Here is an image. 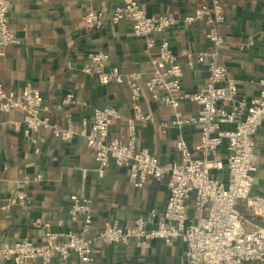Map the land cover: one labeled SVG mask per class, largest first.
<instances>
[{
	"label": "crops",
	"instance_id": "1",
	"mask_svg": "<svg viewBox=\"0 0 264 264\" xmlns=\"http://www.w3.org/2000/svg\"><path fill=\"white\" fill-rule=\"evenodd\" d=\"M149 17L167 15L176 25L167 33L172 50L183 67V86L187 90L202 89L208 79L206 63L188 65L187 54L214 49L207 40V27L200 22L188 27L184 19L210 0H137ZM122 0H18L9 10V26L18 43L0 49V85L7 91L19 92L26 85L40 91L44 115L61 127L71 121L77 136L60 141L49 131L39 135L40 152L24 133L21 112L0 111V248L29 239L40 243L44 229L34 226L37 219L49 221L54 230L79 231V224L68 219L70 197L77 195L92 203V226L88 238H97L108 225L131 224L137 217L156 209L162 214L169 196V178L148 180L136 189L124 167H111L103 178L95 173L94 155L80 135L83 121L91 125L93 110L113 107L120 118L113 121L110 136L127 139V120L132 117L130 90L126 85H100L97 77L83 70L93 64L92 52H105L110 61L106 70L122 74L139 73L143 86L154 72L153 59L158 49H147L145 38L135 37L128 20L113 23L107 20L99 29L84 25L83 16L91 8L111 15ZM224 42L218 48V61L228 70V80L235 82L240 96L252 99L264 89V0H224ZM73 94L80 104L62 105V99ZM142 111L153 116L152 122L137 123L138 149H148L161 165L178 159L176 144L183 140L190 150L201 140L198 126L178 129L162 124L174 119V109L151 99L143 91ZM184 115L196 114L199 107L185 103L179 109ZM229 128V127H228ZM260 157L255 175L253 196L264 195V124L255 136ZM220 158H227L226 147ZM41 180H36L37 175ZM226 177L227 173L220 174ZM16 191L26 199H14ZM64 222L63 228L55 226ZM0 264H13L11 261ZM25 264H41L28 261ZM53 264H84L76 256L69 261L55 259ZM91 264H187L186 245L180 239L172 245L155 240L149 249L133 246L103 245L94 247Z\"/></svg>",
	"mask_w": 264,
	"mask_h": 264
},
{
	"label": "built area",
	"instance_id": "2",
	"mask_svg": "<svg viewBox=\"0 0 264 264\" xmlns=\"http://www.w3.org/2000/svg\"><path fill=\"white\" fill-rule=\"evenodd\" d=\"M16 1L0 0V49L18 43L9 26V10ZM108 19L113 23L130 21L134 36L145 38L148 50L158 49L152 61L154 72L142 86L139 73L124 75L117 69L107 71L110 61L107 53L88 54L93 66L83 71L95 75L102 86L126 85L133 115L127 120L125 141L110 136L113 121L120 118L119 111L113 107L94 109L91 125L88 128V123L83 121L80 135L94 155V171L99 178L113 166L126 168L136 189L150 179L161 182L168 177L169 196L164 210L160 215L152 209L125 226L110 224L92 239L87 237L93 223L92 203L73 195L68 219L80 225L79 231L54 230L51 222L37 219L34 226L44 229L42 241L22 239L3 246L0 262L53 264L55 259L66 262L74 255L82 263L91 264L97 243L149 249L155 240L172 245L180 239L186 245L187 264H264V195H252L260 163L255 136L264 124V89L252 99L241 97L238 85L228 80L227 67L218 61L226 21L223 0H210L184 19L188 27L203 23L207 27L206 38L214 47L196 55L187 54L190 67L194 63H206L210 73L206 85L196 91L184 88L183 67L167 37L177 23L175 18L149 17L137 0H122L111 15L91 8L82 18L91 29L103 27ZM144 90L153 101L174 109V119L162 124L164 130L169 126L178 129L198 126L200 130L199 145L190 150L179 140L178 159L166 165H161L150 150L137 147V123L154 120L141 109ZM185 103L197 105L198 112L184 115L179 109ZM72 104L80 102L73 94H67L62 105ZM0 111L23 114L24 133L36 153L40 152L42 131H49L55 139L65 142L77 136L70 120L63 128L44 115L43 97L31 85L19 92L7 91L0 85ZM223 146L227 150L225 161L219 157ZM223 172L227 173L225 178L220 176ZM41 179L40 174L36 176V180ZM26 197L25 193L16 191L13 200ZM64 225L62 220L55 222L59 229Z\"/></svg>",
	"mask_w": 264,
	"mask_h": 264
},
{
	"label": "trees",
	"instance_id": "3",
	"mask_svg": "<svg viewBox=\"0 0 264 264\" xmlns=\"http://www.w3.org/2000/svg\"><path fill=\"white\" fill-rule=\"evenodd\" d=\"M224 1V0H223ZM223 7H224V5H223Z\"/></svg>",
	"mask_w": 264,
	"mask_h": 264
}]
</instances>
